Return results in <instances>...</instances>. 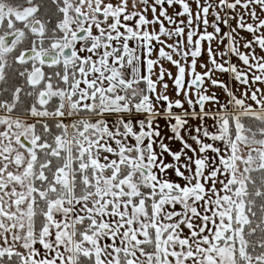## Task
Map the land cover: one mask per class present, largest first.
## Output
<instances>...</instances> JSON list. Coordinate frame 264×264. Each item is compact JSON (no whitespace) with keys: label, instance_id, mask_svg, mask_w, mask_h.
<instances>
[{"label":"snow or ice","instance_id":"obj_1","mask_svg":"<svg viewBox=\"0 0 264 264\" xmlns=\"http://www.w3.org/2000/svg\"><path fill=\"white\" fill-rule=\"evenodd\" d=\"M0 264H264V0H0Z\"/></svg>","mask_w":264,"mask_h":264}]
</instances>
